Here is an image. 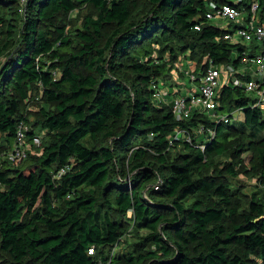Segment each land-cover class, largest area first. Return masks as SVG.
<instances>
[{
  "label": "trees",
  "instance_id": "16d2710c",
  "mask_svg": "<svg viewBox=\"0 0 264 264\" xmlns=\"http://www.w3.org/2000/svg\"><path fill=\"white\" fill-rule=\"evenodd\" d=\"M211 1L233 2L0 0V152L29 125L28 157L0 168V264H264V189L231 182L249 153L264 186L263 109L233 85L184 121L154 99L170 70L157 51L238 62L243 47L205 20ZM84 5L97 13L78 45L61 16ZM32 85L44 104L31 125ZM177 129L193 141L172 139Z\"/></svg>",
  "mask_w": 264,
  "mask_h": 264
},
{
  "label": "built area",
  "instance_id": "2783aa9c",
  "mask_svg": "<svg viewBox=\"0 0 264 264\" xmlns=\"http://www.w3.org/2000/svg\"><path fill=\"white\" fill-rule=\"evenodd\" d=\"M233 2L220 3L211 1L205 12V20L225 32L218 40H226L234 45L243 47L238 63H220L205 57L203 66L199 70L197 67L190 68L186 72L192 82H196L194 87L187 90V94H182L179 88L170 89L167 86H154V99L156 103L171 105L172 111L179 121L187 120L192 116L194 110L210 114L220 104L219 91L226 85H233L242 88L253 100V106H264V15L261 11L260 0H250L249 5L245 6L242 0H232ZM25 3L26 0H21ZM214 20H219L224 25L214 24ZM201 30L202 22L195 27ZM159 82V81H158ZM215 119L218 116L212 115ZM228 117L223 115L220 119L226 120ZM29 126L22 121L16 132L14 144L6 152H0V168L2 161L21 162L28 157L29 143L27 132ZM198 133H206L213 136L212 129L205 130L200 126ZM194 131V132H195ZM185 139L192 142L191 132L186 129H177L172 139ZM42 136L34 135L33 144L41 145ZM66 169H62L64 173ZM93 252L92 249L89 251Z\"/></svg>",
  "mask_w": 264,
  "mask_h": 264
},
{
  "label": "rangeland",
  "instance_id": "374dc122",
  "mask_svg": "<svg viewBox=\"0 0 264 264\" xmlns=\"http://www.w3.org/2000/svg\"><path fill=\"white\" fill-rule=\"evenodd\" d=\"M243 1V0H242ZM96 10L91 5H84L82 7L77 8L75 11L70 12L68 14H65L63 17L61 16V19L66 23L67 26V34L71 37V39L75 42V44H82L81 39L78 37L77 33L78 30L83 28V24L85 21L86 16H96ZM214 24H217L218 26L224 25L219 20H214ZM1 39V35H0ZM179 45V44H178ZM179 48H181V51H178L177 57L171 56L168 52L161 53L160 51H157L155 53V59L157 61L164 62L169 67V77L167 79L160 78L158 82V86L161 85H171L174 83L175 85H179L182 94H187V90L192 86L193 84H196V82H192L190 78L187 76L186 72L190 70V68H200L205 61V58L202 56V52L199 49H188L187 46L183 47L179 45ZM157 49H159L157 47ZM178 87V86H177ZM32 91L31 92V98L25 102H23V106H25L24 113L26 116L30 119L31 125L36 120L38 110L40 109V106L43 105V94H42V88L41 86L33 87L32 85ZM264 113V106H261ZM219 116V115H218ZM223 115H220V118ZM233 117L235 120H242L243 114L242 112L235 110L233 112ZM29 126V125H28ZM200 128V127H199ZM198 129V128H197ZM196 129V130H197ZM39 132V131H38ZM264 133V131H263ZM42 136V133L40 134ZM208 137V136H207ZM244 141V139H242ZM240 159L242 160L239 163L238 166V175L236 178L231 179V182L239 187L243 193L247 196L252 195L254 192L263 191L264 186L262 184V180L260 177V171L257 168V166H254L252 163V157L249 153H243L240 156ZM232 156H226L224 158H221L217 160V163L222 164L225 161H232ZM129 238V235L127 237H124L122 242H125V240ZM122 249V245L115 246V248L112 251V254L117 253ZM1 264H5V262H1Z\"/></svg>",
  "mask_w": 264,
  "mask_h": 264
},
{
  "label": "crops",
  "instance_id": "0c3cea01",
  "mask_svg": "<svg viewBox=\"0 0 264 264\" xmlns=\"http://www.w3.org/2000/svg\"><path fill=\"white\" fill-rule=\"evenodd\" d=\"M207 57V56H206ZM213 61V60H212ZM215 63V62H214ZM238 63V62H237ZM236 63V64H237ZM216 64V63H215ZM164 86V85H163ZM166 86V85H165ZM178 86V87H177ZM167 87H169L170 89H174V88H181V87H179V85H175L174 83H172L171 85H168ZM190 87H194V84L192 85V86H190ZM218 116V115H217ZM218 118H220L219 116H218ZM212 119H215L214 117H212Z\"/></svg>",
  "mask_w": 264,
  "mask_h": 264
}]
</instances>
